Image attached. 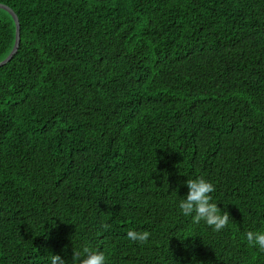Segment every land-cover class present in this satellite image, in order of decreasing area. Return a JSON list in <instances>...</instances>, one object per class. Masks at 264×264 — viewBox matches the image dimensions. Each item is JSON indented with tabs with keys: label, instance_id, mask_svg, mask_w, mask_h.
Returning <instances> with one entry per match:
<instances>
[{
	"label": "trees",
	"instance_id": "trees-1",
	"mask_svg": "<svg viewBox=\"0 0 264 264\" xmlns=\"http://www.w3.org/2000/svg\"><path fill=\"white\" fill-rule=\"evenodd\" d=\"M0 264H264V0H0ZM16 43L0 9V63ZM215 185L223 230L184 216ZM109 225L106 231L103 225ZM147 231L144 245L126 239Z\"/></svg>",
	"mask_w": 264,
	"mask_h": 264
},
{
	"label": "clouds",
	"instance_id": "clouds-1",
	"mask_svg": "<svg viewBox=\"0 0 264 264\" xmlns=\"http://www.w3.org/2000/svg\"><path fill=\"white\" fill-rule=\"evenodd\" d=\"M188 192L179 201V209L186 217H191L195 223L203 221L213 231L219 232L229 224L230 214L222 210L217 203H213L212 193L215 185L204 178L187 179L185 182ZM107 231L109 225H103ZM151 234L147 231L129 230L126 239L144 245L149 242ZM246 239L250 246L258 247L264 251V232L248 231ZM50 264H108L106 255L101 251H93L84 247L81 251H75L71 261H67L60 255H54Z\"/></svg>",
	"mask_w": 264,
	"mask_h": 264
},
{
	"label": "water",
	"instance_id": "water-1",
	"mask_svg": "<svg viewBox=\"0 0 264 264\" xmlns=\"http://www.w3.org/2000/svg\"><path fill=\"white\" fill-rule=\"evenodd\" d=\"M96 1H107V0H96ZM0 9L6 10L7 12H9L16 23V43H15V47L12 51V53L10 54V56L4 60L3 62L0 63V68L8 65L10 62H12V60L15 58V56L18 54L19 49H20V45H21V24L19 21L18 16L16 15V13L9 7L4 6V5H0Z\"/></svg>",
	"mask_w": 264,
	"mask_h": 264
}]
</instances>
